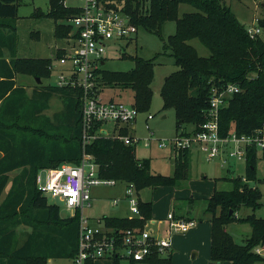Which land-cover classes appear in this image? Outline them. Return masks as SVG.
Listing matches in <instances>:
<instances>
[{
  "label": "trees",
  "instance_id": "1",
  "mask_svg": "<svg viewBox=\"0 0 264 264\" xmlns=\"http://www.w3.org/2000/svg\"><path fill=\"white\" fill-rule=\"evenodd\" d=\"M149 3L146 12L140 10L139 1L135 8L129 5L128 11L138 28L161 38L164 23L170 20L176 23V31L168 37L164 49L170 51L178 69L166 76L161 94L162 108L175 110L177 131L188 135L200 130L206 121L213 88L236 84L239 91L229 96L220 109V132L253 135L264 121V17L258 20L260 32L251 36L222 0H149ZM183 3L196 10L180 16ZM18 6L19 0H0V257L6 258L7 264H47L50 258L73 259L77 254L80 213L63 216L61 207L49 202L37 186L39 170L63 163L78 164L88 153L98 164L100 177L133 183L138 191L159 186L180 187L191 176V149L176 152L174 174L164 175L152 172L150 159L138 158L133 145L119 138L99 136L84 143L82 90L70 85L42 84L43 78L52 75L54 59L18 54ZM78 12L64 0H50L48 12L38 8L32 16L52 18L56 34L66 42L73 30L69 19ZM192 39L208 48L210 55H200L190 43ZM65 53V49L58 48L55 57L59 59ZM123 56L131 58L134 66L122 71L100 68V90L106 86L130 89L135 106L146 111L153 95L154 58ZM17 73L34 76L36 85L30 93L17 83ZM54 97L61 100L62 107L49 116L45 111ZM190 124L193 128L187 130ZM101 125L102 122L97 124L96 131ZM127 132L122 128L120 133L129 135ZM256 162L257 149L249 148L245 176L222 177L231 180L233 187L217 189L206 197L204 214L212 223L210 256L215 262L264 264V252L257 251L264 248V218L237 214L242 206L255 209L262 204L261 189L249 184L257 178ZM14 170L19 171L11 176ZM139 208L140 216L105 215L102 221L117 236L128 228L142 229L153 217V203L140 199ZM232 221L251 225V234L244 243H238L226 229ZM19 225L31 227L30 231H23L21 242ZM112 259L114 264L121 260L119 256ZM143 263L172 264V256L156 252ZM87 264H94V260Z\"/></svg>",
  "mask_w": 264,
  "mask_h": 264
},
{
  "label": "built area",
  "instance_id": "2",
  "mask_svg": "<svg viewBox=\"0 0 264 264\" xmlns=\"http://www.w3.org/2000/svg\"><path fill=\"white\" fill-rule=\"evenodd\" d=\"M137 1L79 0L73 6L79 12L69 19L73 30L63 47L66 53L59 58V62L66 69L58 74L55 84L76 86L82 90L84 143L99 136L119 138L131 145L139 141L135 136L116 132V127L137 119L138 108L134 103L105 98L98 78V70L105 64L107 48L133 42L138 27L128 7L131 5L135 8ZM146 4H149V0ZM248 31L251 36H255L260 32V27L256 26ZM238 91L236 84H228L222 89L213 88L206 121L200 126V130L188 135L178 133L169 141L171 147L175 148V153L181 149L198 148L207 160L220 158L223 162L228 159H246L248 149L253 147L264 154V121L253 135H237L235 131L222 135L220 132V109L227 98ZM151 117L149 114L147 120ZM100 122L102 125L96 131ZM108 122L114 123L113 132L106 127ZM161 145L164 147L168 143L162 142ZM120 183L116 179L100 177L98 164L88 153H84L78 164L63 163L38 172L37 186L47 198L57 200L54 203L71 211V215L80 213L79 248L72 264H87L89 260L115 256L143 262L156 252L160 256H168L173 245V236L176 233H186L197 224L195 219L181 218L173 211L168 213L166 219H159L157 222L151 219L148 227L128 228L118 236L103 221L92 223L85 214V208L91 206V188ZM124 184L125 200L129 203L132 216H140L139 191L133 183ZM118 201V198H114L112 203L117 204ZM153 222L156 227H153ZM261 250L264 248H257V251Z\"/></svg>",
  "mask_w": 264,
  "mask_h": 264
},
{
  "label": "rangeland",
  "instance_id": "3",
  "mask_svg": "<svg viewBox=\"0 0 264 264\" xmlns=\"http://www.w3.org/2000/svg\"><path fill=\"white\" fill-rule=\"evenodd\" d=\"M140 10L148 11V0H138ZM137 1V2H138ZM235 13L238 20L247 28L251 29L258 26V20L264 17V0H222ZM67 6H75L79 0H64ZM40 8L44 12L50 10V0H19L18 6V52L20 55L27 57H52L54 59V68L51 77L43 78L42 84H55L57 76L60 72L65 71V66L55 57L58 48L66 46L65 39L56 34L55 22L50 17L41 15L32 16V13ZM196 9L189 4H181L179 15L185 12H192ZM60 22H65L61 20ZM176 31V23L173 20L166 21L162 26V38L157 34L147 31L143 27L138 28V32L134 37L133 42H124L120 46H109L107 48L106 60L103 68L109 70H129L134 66V61L123 55H139L145 59L154 58V79L151 87L153 95L150 103V108L146 111H139L136 120V132L132 134L139 139L133 144L136 156L140 159L149 158L153 172L164 175L174 174L175 164V148L171 147L169 141L174 139L178 133L176 129V115L174 108L163 109V97L161 89L166 76L178 69L175 64L174 57L170 55V51L164 49V44L168 37ZM202 56L210 55V51L197 39L190 41ZM8 56V53H6ZM18 83L26 87L30 93L36 81L33 75L25 73H17ZM104 91L112 93L115 99L132 104L134 103L133 92L130 89H120L119 87L106 86ZM108 96V94H107ZM62 107L61 100L58 97L51 99L49 108L45 111L46 114L52 116V113L60 110ZM151 114L152 117L146 120V117ZM107 128L113 132L114 123L108 122ZM193 125H187V130H191ZM121 134V133H120ZM168 143L167 146H162L161 143ZM246 159H228L223 162L217 158L207 160L198 148L192 149L191 154V177L185 183L189 190L174 191L166 186L156 188H144L140 191L141 198L145 201L153 203V216L155 218L166 219L171 209L173 198H179L176 202L184 205L183 210L177 209L179 217L184 219L194 218L197 224L186 233H176L173 236V253L172 264H229L228 261L215 262L211 259V232L212 223L209 221L208 215H204L206 207V196L212 194L217 189L230 190L233 187V182L222 177H238L246 174ZM230 170V171H228ZM257 178L250 181L251 186H258L262 191V204L255 209L242 206L237 214L244 217L248 214H255L257 217L264 218V154L259 150L257 152L256 162ZM14 171L11 176L15 174ZM185 182V181H184ZM123 183V182H122ZM9 186V185H8ZM184 186V187H185ZM185 187V188H186ZM113 186L96 185L91 188V192H96L103 195H108V192ZM191 196L195 197L191 201ZM103 196V199L91 201L92 206L85 208L86 216L90 215L94 218L103 214L106 215H123L125 212L112 206L111 198ZM49 198L50 203L58 202ZM105 198V199H104ZM124 204V203H123ZM186 209H191L190 213ZM129 211V209H128ZM63 216L71 215V211L65 207H61ZM152 219L146 221L145 227ZM94 220V219H93ZM201 220V221H200ZM226 229L233 235L238 243H244L246 238L251 234V225L246 222L232 221L226 226ZM19 241L21 242L25 236L23 231H19ZM263 253L264 250H261ZM197 253V254H196ZM196 254V255H195ZM195 255V256H194ZM121 258V257H120ZM61 259V258H58ZM59 264H71V259L58 261ZM48 264V263H47ZM50 264V263H49ZM94 264H114L112 257L98 258L94 260ZM119 264H131L129 260L121 258ZM135 264H146L137 262Z\"/></svg>",
  "mask_w": 264,
  "mask_h": 264
},
{
  "label": "crops",
  "instance_id": "4",
  "mask_svg": "<svg viewBox=\"0 0 264 264\" xmlns=\"http://www.w3.org/2000/svg\"><path fill=\"white\" fill-rule=\"evenodd\" d=\"M18 27V26H17ZM19 36V35H18ZM7 53V51L5 50V54ZM18 54H19V52H18ZM20 55V54H19ZM23 56V55H22ZM53 67H54V63H53ZM16 81H17V83H18V79H17V76H16ZM19 84V83H18ZM20 85H22V84H20ZM24 86V85H23ZM25 87V86H24ZM26 88V87H25ZM33 88V87H32ZM27 90V89H26ZM32 90V89H31ZM107 94H108V96H107ZM103 96L105 97V98H111V99H115L114 98V96L115 95H113L112 93H107L106 91H104V89H103ZM120 100H121V98L122 97H118ZM56 112V111H55ZM53 114V113H52ZM49 115V114H48ZM50 116V115H49ZM137 120V119H136ZM136 120L134 121V122H132V123H129V124H122L121 126H118V127H116V132H121V129L123 128V129H127L128 130V134L129 135H132V136H134L133 134H132V132H136ZM146 120H147V117H146ZM191 154H192V150H191ZM174 159H175V157H174ZM42 170V169H41ZM41 170H39V172L41 171ZM14 171H19V170H14ZM14 171H12L11 173H13ZM151 171L153 172L154 170H153V168L151 167ZM174 171H175V164H174ZM17 172H15V174L17 173ZM11 173H10V175H11ZM154 173H156V172H154ZM14 174V175H15ZM13 175V176H14ZM191 177V176H190ZM187 182V180L185 181V182H183V185L182 186H180V187H168V188H170V189H174V191H182V190H189L190 192H191V194H192V191H191V189H189V182H188V187H186L185 185V183ZM10 185V184H9ZM186 188H185V187ZM95 187V186H94ZM9 188V186L5 189V193H6V191H7V189ZM93 188V187H92ZM125 189H126V186H125V184L124 183H120V184H117V185H115V186H113V188L110 190L111 192H108V194H109V197H108V195H103V194H99V193H96V192H91V196H92V200L91 201H95L97 198L98 199H103V196H107L108 198H111V200H113L114 198H118L119 199V201H118V203L117 204H113L112 203V206L113 207H117L118 206V209H120V210H122L123 212H125V214H123V215H109V216H120V217H133L132 216V213H131V210H130V206H129V203L125 200ZM141 192L142 191H139V194H138V196H139V198L140 199H142L141 198ZM4 193V194H5ZM194 195V193L192 194V196ZM210 195V194H209ZM191 196V197H192ZM196 197V196H195ZM207 197V196H206ZM205 197V198H206ZM179 198H182V197H177V198H173L171 201H172V203H171V209H170V211H173L174 213H175V215L176 216H178V212H177V209L179 208V209H181V210H183V208H184V205L183 204H181V203H177V205H176V202H177V200L179 199ZM105 199V198H104ZM196 199V198H195ZM49 200V199H48ZM152 201V200H151ZM112 202V201H111ZM124 203V204H123ZM92 204L93 203H91V206H92ZM128 209H129V211H128ZM185 210H186V212L187 213H190L191 211L189 210V209H186L185 208ZM106 214H103V215H101V216H99V217H96V218H94V217H92V216H90V215H88V217L90 218V221L92 222V223H95L97 220H101L102 221V217L103 216H105ZM205 215V214H204ZM207 216V215H206ZM206 218H208L209 219V216L208 217H206ZM94 219V220H93ZM152 219H153V221L155 220L156 222H157V220H159L160 218H155V215L152 217ZM190 219H194V218H192V217H190ZM201 221V220H200ZM210 221V220H209ZM153 227H156V225H155V223L153 222ZM17 230L18 231H30L31 230V227H29V226H27V225H19L18 227H17ZM172 253H173V245H172V248H171V250H170V253L169 254H171V256H172ZM197 254V253H196ZM195 254V255H196ZM194 255V256H195ZM64 259H68V258H61V259H58V258H50V259H48V264L50 263V264H59L58 262H56L55 260H58V261H62V260H64ZM71 262H72V259H71ZM229 262V261H228ZM0 264H7V260H6V258H3V257H0ZM72 264V263H71ZM229 264H231L230 262H229Z\"/></svg>",
  "mask_w": 264,
  "mask_h": 264
},
{
  "label": "water",
  "instance_id": "5",
  "mask_svg": "<svg viewBox=\"0 0 264 264\" xmlns=\"http://www.w3.org/2000/svg\"><path fill=\"white\" fill-rule=\"evenodd\" d=\"M103 64H104V62H103ZM38 81H40V79H37Z\"/></svg>",
  "mask_w": 264,
  "mask_h": 264
}]
</instances>
